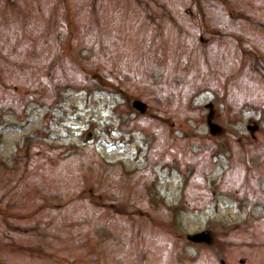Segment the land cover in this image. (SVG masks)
<instances>
[{"label": "rangeland", "instance_id": "1", "mask_svg": "<svg viewBox=\"0 0 264 264\" xmlns=\"http://www.w3.org/2000/svg\"><path fill=\"white\" fill-rule=\"evenodd\" d=\"M0 264H264V0H0Z\"/></svg>", "mask_w": 264, "mask_h": 264}, {"label": "water", "instance_id": "2", "mask_svg": "<svg viewBox=\"0 0 264 264\" xmlns=\"http://www.w3.org/2000/svg\"><path fill=\"white\" fill-rule=\"evenodd\" d=\"M139 103H135V105L139 104ZM136 106L138 107L137 109H139V110L143 109V104H139V105H136ZM91 137H92V133L87 136L88 139L91 138ZM189 239L192 240L193 242H202V241L209 240V236L206 233H202V234H198V235L192 236Z\"/></svg>", "mask_w": 264, "mask_h": 264}, {"label": "flooded vegetation", "instance_id": "3", "mask_svg": "<svg viewBox=\"0 0 264 264\" xmlns=\"http://www.w3.org/2000/svg\"><path fill=\"white\" fill-rule=\"evenodd\" d=\"M94 135V133H92V136Z\"/></svg>", "mask_w": 264, "mask_h": 264}]
</instances>
